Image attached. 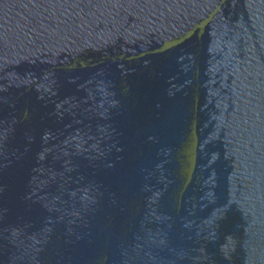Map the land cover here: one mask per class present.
Returning a JSON list of instances; mask_svg holds the SVG:
<instances>
[{"label": "water", "instance_id": "1", "mask_svg": "<svg viewBox=\"0 0 264 264\" xmlns=\"http://www.w3.org/2000/svg\"><path fill=\"white\" fill-rule=\"evenodd\" d=\"M0 264H264V0H0Z\"/></svg>", "mask_w": 264, "mask_h": 264}]
</instances>
